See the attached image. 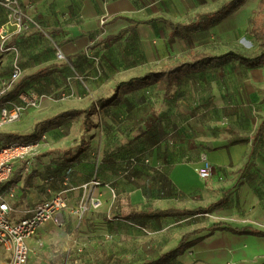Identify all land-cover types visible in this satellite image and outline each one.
<instances>
[{"label": "crops", "instance_id": "0c3cea01", "mask_svg": "<svg viewBox=\"0 0 264 264\" xmlns=\"http://www.w3.org/2000/svg\"><path fill=\"white\" fill-rule=\"evenodd\" d=\"M18 1L39 22L43 32L11 35L6 40L7 50L0 54V84L9 78L15 63L23 75L15 89L6 93V98L15 100L18 91L26 89L41 100L36 108L27 109L20 121L3 127L1 133L30 136L41 130L46 133L47 141L30 162V172L21 173L15 183L14 207L20 211L16 218L24 217L32 205L62 189L58 182L37 187L39 179L66 175L75 188L64 194V225L57 228L48 223L27 240L28 246L35 249L28 263L38 264L36 257L42 254H49L58 262L55 250L65 254L64 264H167L173 260L184 264H264V236L253 233L264 232V164L260 159L247 162L243 158L254 143L251 133L246 134V126L256 124L250 113L227 117L221 114L216 118L178 114L160 131L155 114L146 112L145 97H136V102L122 98L131 96V92L144 85H161L162 98L168 100L181 83L172 86L169 96H164L163 83H146L120 91L112 105L101 109L98 124L93 118L98 114L95 112L91 117L95 127L88 132L81 127L83 116L68 117L53 125L44 123L61 112L84 110L112 95L118 83L76 79L78 74L85 75L95 69L94 57L103 58L107 50L113 53L120 40L136 39L148 45V40L154 37L153 33L145 34V29L151 24L161 23L173 32L164 21L188 25L200 16L195 31L201 19L212 20L206 15L228 0ZM171 1L180 7L195 6V9L215 3L216 8L205 14L194 12L187 22L172 21L163 17L165 4ZM4 20V11L0 8V26ZM148 20L155 22L138 24L133 30L128 28L132 22ZM54 45L60 47L64 61H56ZM38 72L42 75L30 79ZM109 84L113 85L111 92L102 95ZM58 94L65 95L66 99L50 97ZM124 117L138 123L130 125L121 121ZM66 120L81 121L76 133ZM242 120L244 127L240 124ZM260 122L263 124L258 125ZM263 125L264 120L257 122L256 134L262 131ZM65 133L78 136V142L73 138L68 140ZM81 140L85 145L79 151ZM202 156L212 167L207 181L196 173ZM131 158L138 159L132 169L129 168ZM252 164L258 168V174L252 171ZM23 166L21 162L16 167ZM32 172L35 177L26 187V178ZM92 181L99 186L89 190L81 188ZM90 195L99 199L101 207L89 211L78 226L72 211ZM113 198L116 199L114 207L111 206ZM207 207L210 209L205 213L191 212ZM166 209L178 212L155 213ZM219 223L243 228L246 232L215 228ZM192 232L197 233L184 242L180 254L167 257L180 245L183 235ZM104 235L112 239L107 240ZM7 255L8 259L0 264H7L10 254Z\"/></svg>", "mask_w": 264, "mask_h": 264}, {"label": "rangeland", "instance_id": "374dc122", "mask_svg": "<svg viewBox=\"0 0 264 264\" xmlns=\"http://www.w3.org/2000/svg\"><path fill=\"white\" fill-rule=\"evenodd\" d=\"M259 1L243 0L219 19L203 18L200 20L198 29L186 36L171 32L161 23L148 25L145 34L147 32L153 33L154 37L148 40V45L142 44L136 39L120 40L115 45L113 53L107 50L103 58L94 57L95 69L85 75L78 74L76 79L84 82L85 78H88L92 83L113 84L141 76L148 71L162 70L168 65L191 62L204 54L219 56L227 52H236L247 57L254 56L260 52V41L253 35L257 15L264 26V5L259 7ZM214 6L215 3L195 9V6L180 7L171 1L165 4L163 17L172 21L186 20L187 22L195 13L205 14L214 10L216 8ZM102 60L104 61L103 64ZM180 83V86L172 91L171 98L168 100L162 98L163 87L161 85H144L139 90L131 92V96L122 99H134L136 102L139 97H145L147 100L144 106L146 112H150L152 116L153 113L155 114L153 117L156 119V127L160 131H164L167 122L178 114L194 118H216L217 115L220 116L221 114L227 117L233 116V114L240 116L250 113L252 117H255L256 121L254 122L256 124L254 123L252 127L247 125V129H245L248 130L246 134L251 133L254 143L251 151L245 153L243 158L247 162L250 159L253 162L260 159L264 164V125L262 131L256 134L257 122L264 120V65L247 67L228 59L207 65L198 73L182 79ZM112 84L107 85L102 95H108L111 92ZM56 95L50 97L54 100L65 98V95ZM163 106L167 107L165 108L167 109L166 112H163ZM96 113L98 114L93 118L98 124L99 117H102L101 109L97 110ZM124 119L121 121L130 125L138 123L133 118L124 117ZM145 120L146 118L143 119V121ZM66 121L71 122L72 132L76 133L77 129L80 128L81 121L80 123H72L73 120ZM240 124L244 127L243 120ZM260 124L261 122L258 123V125ZM2 129L0 128V132L3 131ZM66 136L68 140L73 138L78 142V136H74V134L71 135L72 137L68 134ZM32 167H34L33 164ZM252 171L259 173L258 168H255L254 165ZM115 201L116 199L113 198L112 207L115 206ZM100 207L99 205L95 209L89 208L81 218L73 214L76 225L78 223L81 225L85 221V216L89 211H96ZM111 219L113 220V218ZM110 239H112L111 236L107 238V240ZM54 252L59 257L58 262L49 257V254L37 256L36 262H39L38 264H64L65 254L55 250ZM7 254L0 247V263L8 259ZM28 261H32L31 256ZM167 264L184 263L173 260Z\"/></svg>", "mask_w": 264, "mask_h": 264}, {"label": "built area", "instance_id": "2783aa9c", "mask_svg": "<svg viewBox=\"0 0 264 264\" xmlns=\"http://www.w3.org/2000/svg\"><path fill=\"white\" fill-rule=\"evenodd\" d=\"M0 8L4 11L5 20L0 26V54L7 49L6 40L11 35H20L30 31L43 32L39 22L31 15L29 10L23 7L18 0H0ZM56 61H64V55L59 46L54 45ZM23 75V71L17 64H13L9 78L0 84V128L18 122L23 113L29 108H36L41 97L34 93L20 89L15 100L5 97L11 91ZM47 137L44 131H37L26 139L12 140L0 145V246L10 254L7 264H27L29 257L35 253L30 248L27 240L46 224L51 223L60 228L64 225L62 212L66 209L64 194L75 188L70 184L66 175L60 177L48 176L38 180L37 187H48L58 182L62 189L49 197L39 200L27 210L24 217L16 218L20 213L14 207L17 193V185H6L13 172L18 168V163L24 162L21 173L30 172V162L40 153L46 145ZM147 163V161H144ZM138 164L137 158L129 160V168ZM211 165L205 156L201 157V167L196 171L198 177L207 181L211 177ZM99 183L92 181L82 185V189L89 190L98 187ZM99 199L94 196H85L83 201L72 211L78 217L89 208H97ZM82 220V219H81ZM80 223H78V226ZM107 239L109 235H104ZM38 246H42L39 242Z\"/></svg>", "mask_w": 264, "mask_h": 264}, {"label": "trees", "instance_id": "16d2710c", "mask_svg": "<svg viewBox=\"0 0 264 264\" xmlns=\"http://www.w3.org/2000/svg\"><path fill=\"white\" fill-rule=\"evenodd\" d=\"M243 0H228L225 2L223 5L219 6L216 10L213 12L209 13L206 15L208 18L211 19H219L226 15L228 12H230L238 3H240ZM264 5V0H260L258 6L263 7ZM200 17V16H199ZM198 16L195 17L194 21L188 25H183L180 23H173L170 21H164V23L174 32L177 34H186L189 33L190 31H193L196 26H197V20L199 18ZM155 22V20H148V21H135L132 22V25L129 28V30H133V28L138 25V24H149ZM131 23V22H130ZM262 20L258 17L255 20V27L253 28V35L256 39L260 41V52L257 53L254 56H244L240 53L236 52H227L225 54L219 55V56H211V55H201L198 59L191 61V62H182L179 64L167 66L164 70L158 71V72H147L144 73L141 76L137 77H132L126 81L118 83L112 95L109 98H102L99 99L98 101H95V103H92L88 106V108L84 110H70L66 112H61L57 114L56 116H53L52 118L44 121L45 124L48 125H53L61 121L62 119L68 118V117H79L83 116L82 120V130L84 132L90 131L92 128L95 127L93 122L91 121V117L94 115V113L99 110L103 109L105 107H108L112 105L117 99L120 94V91L126 90L129 91L131 89H134L136 87H139L141 85H144L146 83H163L165 85V93L164 96H169L172 86L173 85H178L182 79L190 74L196 73L202 69H204L207 65L219 62V61H225L228 59H232L236 61L238 64L247 66V67H256L259 65H264V29L262 25ZM127 29L123 30L120 34L116 36V38H120L123 32H125ZM42 75V72H38L34 76H31L30 79H35L38 78L39 76ZM15 89V87H14ZM6 97V95H5ZM29 136L26 135H16V134H10V133H1L0 132V143L4 142H9L12 140H22L26 139ZM85 145L84 140L80 142V149L83 148ZM22 168H17L12 176L9 178L7 181L6 185L10 184H15L20 180V175H21ZM35 177V172H32L25 181L26 187H28L31 183V180ZM47 178V177H46ZM210 207H207L205 209H195L192 210V213H205L208 211ZM174 212H178L177 210L174 209H166V210H156L155 213L159 215H166V214H171ZM189 212V211H187ZM224 224H216L214 225L215 228H223L228 231H232L235 233H245L246 230L243 228H232ZM197 232H192L189 234H185L182 237V242L180 243L179 246H177L175 249H173L170 253H168L167 257H175L180 252L184 249V242L190 237L195 235ZM254 234L258 236H264V232L260 231H255L253 232ZM155 264V263H151Z\"/></svg>", "mask_w": 264, "mask_h": 264}]
</instances>
